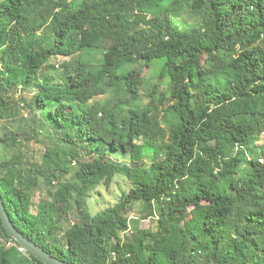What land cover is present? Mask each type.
<instances>
[{
    "label": "trees",
    "instance_id": "obj_1",
    "mask_svg": "<svg viewBox=\"0 0 264 264\" xmlns=\"http://www.w3.org/2000/svg\"><path fill=\"white\" fill-rule=\"evenodd\" d=\"M59 55L75 60L63 64L66 83L51 72ZM145 67L155 70L148 102ZM19 89L32 99L17 101ZM0 121L15 127L0 134L7 210L58 257L264 264V0H0ZM44 132L59 144H44ZM130 132L142 140L130 162L112 160ZM204 135L219 142L200 149ZM118 174L133 186L91 214L92 192ZM41 183L52 198L36 201ZM136 201L157 226L128 234ZM0 239V264H45L19 249L1 218Z\"/></svg>",
    "mask_w": 264,
    "mask_h": 264
},
{
    "label": "rangeland",
    "instance_id": "obj_2",
    "mask_svg": "<svg viewBox=\"0 0 264 264\" xmlns=\"http://www.w3.org/2000/svg\"><path fill=\"white\" fill-rule=\"evenodd\" d=\"M148 14H150V13H148ZM195 19L197 20L198 17L194 16V18H192L191 20H195ZM30 21H31V18L29 16L24 17L25 23H30ZM102 57H103V53L98 50L94 53V56L92 57V61L95 63H100L102 60ZM144 57L146 59H151V60L156 59V56L151 54V53H145ZM51 63L56 65V68L51 71L54 78H55V80H54L55 83H66L65 79L67 76V70L65 67H63V64L66 63L69 66H72L73 64H75V60H72L70 57H65V56L59 55V56L52 57ZM143 74L147 78V82L142 89L143 101L148 102L149 97H148L147 92L151 90V84H153L155 82V70L153 68L145 67ZM168 83H169L168 80H166V82H164L162 84V87H161L162 92H161L160 96L157 98L158 102L164 97L163 92L168 87ZM121 94L122 93L117 88H114V90L112 91V94L110 93V95H113L116 98L120 97ZM108 95L106 94V95H103L99 98L104 99ZM22 97L26 98L27 100H31L33 97V93L31 91H24L22 89H19L18 91H16V93H14V98L17 101L18 100L22 101ZM123 97H124V95H123ZM19 112H21V109H20V111L18 110L16 113H19ZM20 118L21 117L17 115V119L15 120L14 125H16L18 122H20ZM22 123H23V127L25 129H29V130L32 129L31 122H25L23 120ZM3 125H7V126L11 127L9 125V122L0 121V134H2L1 127ZM11 128H15V127L12 126ZM47 134H45V132H44L43 137H42L44 139V144H46L47 146H53V145L55 146V145H57V143L59 144V141L56 140L55 136L52 137V135H54V133H52V135L50 137ZM134 141L142 142L141 139L135 140V136H134L133 132H130L128 134L127 139L121 141L122 149L124 151L123 154L122 153H118V154L113 153L111 156V159L116 161V162H120L122 164L129 163L130 162V154L129 153H130V150H131V147H132V144ZM217 142H219V139L217 137L204 135L199 142V148L202 149L207 144H214ZM258 143H260V144L264 143V134H262L261 139L258 141ZM40 145H41V143H40ZM42 146H43V144H42ZM30 149H31V152H33L37 158L40 157L41 151L38 147L35 148L34 145L32 144V145H30ZM153 152L154 151L151 148L147 150V154L148 153L152 154ZM147 154L145 155V161H146V164L148 166V165H150L151 160H150V156H148ZM4 155H5L4 150L2 148V145L0 144V158L2 159V157H4ZM70 175L71 174H69L68 177H70ZM132 186H133V184L130 182V180L127 179V177H125L123 174H118L115 177L113 183L109 187H107L105 184L102 183L92 192V196L90 198H88V200H87L88 210L90 211L91 214L95 215V214L101 212L102 210H104L105 208H107L108 206H113L116 202L119 201V199L123 195V193L127 192ZM50 198H52V197L50 196L49 187L44 185L43 183H41L40 188H37L34 191V199L36 201H39L41 199L43 200V199H50ZM146 213H147V211H146L145 205L141 201H136L132 205V208L128 212V216L130 218V227L128 228L129 230H127L128 234H131V232L135 228V226L142 227V228H147V227L156 228V226H157L156 216L155 217H146L145 216ZM77 220H78V218L71 216L69 222H74ZM0 241H1V239H0Z\"/></svg>",
    "mask_w": 264,
    "mask_h": 264
},
{
    "label": "water",
    "instance_id": "obj_3",
    "mask_svg": "<svg viewBox=\"0 0 264 264\" xmlns=\"http://www.w3.org/2000/svg\"><path fill=\"white\" fill-rule=\"evenodd\" d=\"M0 218L3 227L6 229L8 235L15 239L19 244L23 245L29 253L39 259L45 264H74L66 259L60 258L51 251L44 248L32 238L26 236L20 231L12 221L7 210L6 204L0 193Z\"/></svg>",
    "mask_w": 264,
    "mask_h": 264
},
{
    "label": "built area",
    "instance_id": "obj_4",
    "mask_svg": "<svg viewBox=\"0 0 264 264\" xmlns=\"http://www.w3.org/2000/svg\"><path fill=\"white\" fill-rule=\"evenodd\" d=\"M13 241H11V243H12ZM19 249L21 250V251H23V252H28V250L23 246V245H21V244H19Z\"/></svg>",
    "mask_w": 264,
    "mask_h": 264
}]
</instances>
